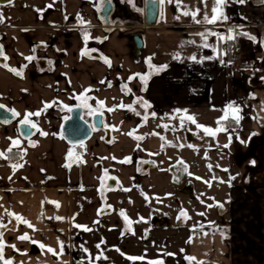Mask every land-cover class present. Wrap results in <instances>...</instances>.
I'll use <instances>...</instances> for the list:
<instances>
[{"label": "crops", "instance_id": "crops-1", "mask_svg": "<svg viewBox=\"0 0 264 264\" xmlns=\"http://www.w3.org/2000/svg\"><path fill=\"white\" fill-rule=\"evenodd\" d=\"M144 1L134 0L133 7L128 0H111V25L105 24L94 6L98 0H12L0 7L4 17L0 44L8 57L0 62V104L21 114L10 123H0V151L10 147L9 138L19 139L21 149L27 151L20 159L19 150L13 148L9 160L0 159V223L7 225L0 232L6 245L5 259L13 264H264V0H228L223 8L228 19L214 25L193 22L190 16L181 15L183 8L165 0L159 4L153 26L144 23ZM183 5L191 11L200 9L197 19H202L205 14L212 15L214 0H206V4L183 0ZM78 15L91 26L82 27ZM230 29L233 35L246 32L257 38L254 42L237 35L232 40L231 46L241 48L247 66L231 59L229 48L223 46L227 39L207 35L205 40L199 35L212 32L227 37ZM85 30L91 36L87 45ZM134 34L143 39L138 57L132 53L130 36ZM85 48L89 54L82 56ZM175 54L181 59H175ZM193 55L203 62L191 60ZM27 56L36 59L29 63ZM102 57L111 61V67ZM149 58L152 65L168 67L156 73L149 67ZM5 64L18 70L27 64L23 78ZM136 74H150L146 90ZM124 85L127 88L122 90ZM87 89L91 91L85 93ZM81 94L90 97L87 103L91 109L103 113L111 142H105L100 130L92 133L84 147H70L60 138V125L68 116L63 106L79 104L73 97ZM98 101L104 102L103 107ZM145 101L151 107H141ZM231 102L239 107L243 119L236 127L222 120L227 132L206 136L186 119L181 127V117L191 115L198 124L215 129L226 110L234 124L232 110L226 109ZM46 103L53 106L31 119L38 120V127L49 135L34 131L23 140L18 131L20 119L26 112L43 109ZM121 103L132 105L135 111L118 107ZM112 108L115 110L108 111ZM88 112L84 108L83 115L90 120ZM129 132L133 136L127 135ZM29 141L36 146H30ZM249 142L251 159L245 153ZM189 144L193 147H187ZM235 147L240 151V163L236 167L228 161L230 177L235 179L227 186L226 199L215 202L213 219L209 217L212 223L198 225L191 222L195 217L181 210L190 219L181 217L171 224L163 214L161 196L168 190L164 170L168 168L172 183L181 186L182 193L190 182L193 196L183 195L196 201L191 167L211 173L206 165L213 167L225 153L230 157ZM69 149L73 150L71 157H67ZM128 157L130 163L120 162ZM17 163L23 167L14 172L11 165ZM66 163L71 167H64ZM173 167L186 179L176 181L170 172ZM110 180L115 182L112 188H108ZM215 185L209 182L205 188L212 190ZM98 210H102L99 215ZM10 213L29 221L35 231ZM57 216L65 219H54ZM25 233L38 243L17 238ZM60 242L64 244L62 254ZM101 253L107 259H96ZM129 256L143 259L132 261Z\"/></svg>", "mask_w": 264, "mask_h": 264}, {"label": "snow or ice", "instance_id": "snow-or-ice-1", "mask_svg": "<svg viewBox=\"0 0 264 264\" xmlns=\"http://www.w3.org/2000/svg\"><path fill=\"white\" fill-rule=\"evenodd\" d=\"M12 0H9V3H11ZM154 2H158L159 4H163L165 3V0H154ZM168 3H175L177 8L178 9H181L183 8V10L181 11V15L183 16H190L193 20V22L195 23H205V24H216L217 22L219 21H223V20H227L228 17L224 14L223 12V8L227 6V3H228V0H214V5L211 9V12H212V15L209 16L207 14H205L203 16L202 19H197V16L200 14V9H196L195 11H191L187 8V6H184L183 5V0H167ZM202 3H205L206 4V0H201ZM239 3H244L245 0H238ZM128 3L132 4L133 7H135V4H134V0H128ZM105 4L109 5L111 4V0H98V3L95 4L94 6L96 7L97 11H101V8L102 6H104ZM48 7H52V5H48ZM105 11H108L110 10V8H105L104 9ZM137 11H141V9H136ZM37 11H40V10H37ZM179 16L175 17V19L179 20ZM65 19H67V17H65ZM77 19L79 21V24L82 26V27H90V21H85L83 19V17H80L79 15L77 16ZM4 22V17H3V13L0 12V23H3ZM26 31V30H25ZM230 34L225 37L223 35H220L218 33H212V32H208L207 34L205 33H200L199 35L202 37V39H207V35H216L218 37L219 40L223 41L225 39L227 40H235L236 39V36L237 35H242V36H245L247 37L248 39L250 40H253L254 42H256L257 38L252 36L251 34L249 33H246V32H239V33H236L235 35L231 34L232 30L230 29L229 30ZM91 39V36H90V33H88L86 30L84 31L83 33V40L85 42V45H87V42L88 40ZM104 39H107V37H105ZM102 42V41H101ZM262 43H264V41H262ZM205 47H208L207 44L204 45ZM35 51V49H33V52ZM91 51H96L95 49H92ZM88 50L85 48L81 51V55H88ZM0 57H3L5 60L8 59V57L5 55L4 51H3V45L0 44ZM175 59L177 60H180L181 57L179 56V54H175L174 56ZM34 59H36L35 56H27L25 57V60H27L29 63H31ZM102 59L104 60V63L108 65V67H111V61L107 58V57H102ZM191 60L195 61V62H198V63H202L203 61L200 60V61H197L196 60V56L193 55L192 57H190ZM49 64H52V61H48ZM148 64H149V67L154 69L156 73H159L160 71H163L165 70L168 66L167 65H162V66H155V65H152L151 64V58H149L148 60ZM4 67L8 68L9 71H11L14 75L16 76H19L21 78H23V68H26L27 67V64L23 65L22 68L20 70L16 69V68H10L8 67V65H3ZM138 76H140V79L141 81L144 83L145 85V89L146 90V85H147V80L150 76V74H145V75H141V74H136ZM130 80L133 79V77H130L129 78ZM104 81H101V83H103ZM109 86H111L109 84ZM124 88H127V85H124L122 90H124ZM91 91V89H87L85 90V93ZM131 90L128 89V92H130ZM127 94V93H126ZM74 99H78L80 100L81 102L79 104L76 105L77 108H88L89 109V112L88 114L89 115H93V114H96V115H99V116H103V113L102 112H99L98 110H94V109H91V106L88 105L87 101L88 99H90V97H88L86 94H81V96H74L73 97ZM138 100L140 98H137ZM55 103V102H53ZM98 104L103 107L104 105V102L103 101H98ZM53 104L52 103H46L44 108L39 110V111H36V112H26L24 115H23V118L20 119L19 123L21 126H24L26 128H29V129H34L35 132H39V134L41 136H48L49 133L47 132H44L43 130H41L39 127H38V123L39 121L38 120H32L31 118L32 117H39L41 116L42 112H46L48 108L52 107ZM118 107L120 108H128L130 111H135V109L133 108L132 105H124L123 103H121L120 105H118ZM141 107L147 109L149 107H151L150 104H148L146 101L143 102L141 104ZM0 109H3V110H6V111H9L11 113V116L13 118H16V117H20V113L18 111H16L15 109H6V106L3 105V104H0ZM63 109H66L68 112H72L73 111V108L70 107V106H67V105H64L63 106ZM62 109V110H63ZM226 109L228 110H232V115H231V119L235 121L236 124H239L240 120L243 119L242 116L239 115L240 113V109L238 106H235V102H231L229 103L227 106H226ZM115 109L112 108V109H108V111H114ZM137 115H139V113L137 112L136 113ZM153 117H155V113L153 112L151 114ZM229 116H228V112L227 110L225 111V116L224 117H221L218 121H217V124L219 125L217 128L215 129H212L211 127H207V126H204V125H200L196 122V119L194 116H191V115H185L184 117H181V127H183L184 125V121L185 119L190 121L191 123L195 124L196 127L198 129H202L204 134L206 136H211V137H215L217 135V133L219 132H227L228 131V128L223 126V124L221 123L222 120H226L228 119ZM65 120H68V119H71V117H64ZM145 121L147 120V116L144 117ZM10 121L5 119V120H0V123H9ZM93 130H95V126L93 125ZM165 128H167V125H164ZM35 134L34 132H27V133H24V135L26 136H30V135H33ZM127 135H130V136H133V133L132 132H129L127 133ZM158 135V134H157ZM255 135V134H253ZM61 139H63V135H61L60 137ZM135 139L137 140H140L142 139V137H137V136H134ZM163 139V138H162ZM9 140L11 141V145L10 147L6 150V151H0V159H4V160H9L10 157L8 155V153H11L13 148H16L18 149V153L17 155H19L20 159H23L24 155L27 154V151L26 149H21V142L19 139H12V138H9ZM229 140L231 142V137H229ZM111 142V141H110ZM29 144L30 146L32 147H35L36 146V143L35 142H32V141H29ZM80 147H84L83 145V142L80 143L79 145ZM183 146V145H182ZM73 147H75V145H73ZM139 147V145H138ZM187 147H193V145L189 144L187 145ZM224 147H228V145H224ZM73 155V150L72 149H69L68 153H67V157H71ZM66 157V159H67ZM121 163H130L131 162V158L128 157V158H125V160L123 161H120ZM181 164H183V161H180ZM11 167L13 168V171L15 172L16 169L18 168H21L23 167L22 164H12ZM64 167H67V168H70L71 165L70 164H65ZM211 167V166H209ZM41 171H44L43 169ZM184 171H187V167L184 168ZM225 172L228 171V169H224ZM9 179H11V177H9ZM111 179H116L115 177H111ZM196 179H201L200 177H196ZM235 179V177H230V181ZM230 181H229V185H230ZM205 183H209L207 181H205ZM221 183H223V181H221ZM209 186H211L209 184ZM231 186V185H230ZM124 191H130V189H122ZM147 199V197H146ZM210 199H213V198H210ZM53 203H56V206L59 207V203L58 202H53ZM201 203H203V201H201ZM213 205H208L207 207H212ZM219 207H223V205H218ZM110 207V206H109ZM102 210H98V215L100 214ZM9 215H14L15 219L25 225H27V227L33 229V231H35V228L34 226L27 220H25L23 217L19 216V215H15V214H9ZM120 215L124 217L125 221L131 225L132 221L129 220V218L127 217V215L121 211L120 212ZM199 215H204V213H199ZM181 217H185V218H188L190 219V217L187 216V213L185 211H181L180 212V215L177 217V219L179 220ZM51 219V218H50ZM54 219H57V220H63L65 219L64 217H54ZM143 219V218H141ZM11 222V221H10ZM139 222V221H137ZM95 223H99V221H96ZM76 227L78 228H82L84 231H92L91 228L87 227V226H83V225H75ZM7 225L3 224V223H0V228H6ZM129 230H131L129 228ZM133 234H135L133 232ZM3 237V233L0 232V261L3 262V264H13L12 260L11 259H5V256H4V248H5V242L3 241L2 239ZM19 240L21 241H29L33 244H36L38 243L37 241L35 240H32V238L27 234H23V235H20L19 237H17ZM103 242V241H102ZM191 242V241H189ZM11 248H13L15 251H20L19 249L16 248L15 245H7ZM40 248H45V245L43 244H40L39 245ZM60 247H61V253H63V248H64V244L63 242H60ZM97 248L100 247L99 244L96 245ZM85 252H87L88 250L87 249H83ZM47 251L48 252H51L53 255H57V253L55 252V250H53L52 248H47ZM117 251H119V249H117ZM23 254V253H22ZM123 255V253H121ZM165 255H172L171 253H165ZM107 259V257H104L103 254L101 253L100 256H97L96 259ZM127 259L129 260H132V261H135L137 259H143V257H127ZM186 259H188L189 261H192L194 260L195 258L194 257H186ZM149 264H163V261H150Z\"/></svg>", "mask_w": 264, "mask_h": 264}, {"label": "rangeland", "instance_id": "rangeland-1", "mask_svg": "<svg viewBox=\"0 0 264 264\" xmlns=\"http://www.w3.org/2000/svg\"><path fill=\"white\" fill-rule=\"evenodd\" d=\"M6 4L7 3L0 4V7ZM249 148H250V142L245 152L247 155V159H251L253 156L252 155L253 152L252 151L249 152ZM234 150H235V153H233V155H230V157L227 155V153H225L223 157L217 158V164H214L213 167H209L207 163H206L207 165L203 163L204 165L207 166V168L212 169L211 173H206L205 168L191 167L190 180L196 182V186H195L196 187V197H197L196 201L183 195V193L181 192V189H182L181 186L175 185L172 183L171 177L169 176L168 168L164 170V173H163V175L165 176L164 181L167 180L168 188L166 189L168 190L166 191V189L164 188L165 190L163 191L164 192L166 191L167 193H164L166 194L165 196H161L164 201L163 214L168 218V221H170L171 224L175 220H177L178 214L176 215V213H179L181 210H185L189 215L192 216V218L195 217L194 219L191 220V222L198 223V225L206 226L212 223L210 222L209 217L213 219V216L211 217V214H215L216 207H217L215 202L216 201L222 202L227 197L226 191H227V186L230 181V174H229V171L225 172L224 169L230 170L229 165H228L229 160H232V163L236 167H238V164L240 163V159H239L240 156H238L240 151L237 147H235ZM210 161H207V162H210ZM200 162H203V159L200 160ZM192 166H194V164H192ZM167 177L170 179V181H168ZM196 177H200L202 179L201 180L202 182L197 184L199 179H196ZM153 179L154 181H158L154 177ZM205 181L216 183L215 189L206 190L205 187L208 183H205ZM221 181H223V183H221ZM199 186L200 187L202 186L201 188H202L203 194H200ZM210 198H213V199H210ZM201 201H203V203H201ZM208 205H213V206L207 207ZM199 213H204V215H199ZM164 222L166 223V221Z\"/></svg>", "mask_w": 264, "mask_h": 264}, {"label": "water", "instance_id": "water-1", "mask_svg": "<svg viewBox=\"0 0 264 264\" xmlns=\"http://www.w3.org/2000/svg\"><path fill=\"white\" fill-rule=\"evenodd\" d=\"M9 0H0V4H4ZM105 8H110V10L105 11ZM113 10V4L111 3L110 6L105 4L102 6L101 11H99L100 16L102 17L103 21L105 22L106 25H111L110 21V15ZM158 13H159V3L154 2V0H145L144 1V8H143V17H144V23L147 26H153L157 23V18H158ZM117 24V22L115 23ZM130 39L133 43V49L132 53L135 57H138L139 51L143 47V39L140 34H134L130 36ZM4 58L0 57V62H4ZM73 111L68 112V117H71V119L68 120H63L61 125H60V136L63 135V141L70 147H78L81 142L83 144L87 142L92 135L94 131H103L105 133V142L110 141L111 137V130L109 127H106L103 121V116H99L96 114L91 115L90 120H87L84 115L83 111L84 108H77L76 105L72 106ZM7 109V108H6ZM9 120L12 122L14 118L11 116V113L9 111L0 109V120ZM9 122V123H10ZM6 124V123H3ZM95 126V130H93L92 126ZM18 131L20 136L23 138V140H28L32 135L26 136L24 133L27 132H34V129H29L24 126H21L20 123H18ZM170 172L173 174L174 168L170 169ZM176 176L179 178L181 177V172H177ZM186 175L184 174L182 176V179H186ZM114 181L110 180L108 182V188L114 187ZM183 193L187 196H193L192 192V186L191 183L188 182L183 189ZM0 264H3L2 261H0Z\"/></svg>", "mask_w": 264, "mask_h": 264}, {"label": "built area", "instance_id": "built-area-1", "mask_svg": "<svg viewBox=\"0 0 264 264\" xmlns=\"http://www.w3.org/2000/svg\"><path fill=\"white\" fill-rule=\"evenodd\" d=\"M226 49L228 48V45L226 42H224L223 45ZM231 59L235 62H237L240 66H247L249 65V62L247 59H245L243 52L241 48L238 45L233 44L229 48Z\"/></svg>", "mask_w": 264, "mask_h": 264}, {"label": "trees", "instance_id": "trees-1", "mask_svg": "<svg viewBox=\"0 0 264 264\" xmlns=\"http://www.w3.org/2000/svg\"><path fill=\"white\" fill-rule=\"evenodd\" d=\"M231 44H232V40H228V41H227L228 48H230ZM226 125L229 126V127H232V126H233V127H236V126H237L236 123L232 124V123L230 122V119H229V118H228L227 121H226Z\"/></svg>", "mask_w": 264, "mask_h": 264}, {"label": "flooded vegetation", "instance_id": "flooded-vegetation-1", "mask_svg": "<svg viewBox=\"0 0 264 264\" xmlns=\"http://www.w3.org/2000/svg\"><path fill=\"white\" fill-rule=\"evenodd\" d=\"M173 168H174L173 176H174L175 180L179 182L180 180H182V176L184 175V173H181V177L178 178V177L176 176V173L179 172L180 169L177 168V167H176V168L173 167Z\"/></svg>", "mask_w": 264, "mask_h": 264}]
</instances>
